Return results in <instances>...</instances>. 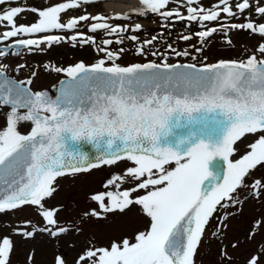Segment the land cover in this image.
I'll use <instances>...</instances> for the list:
<instances>
[{
	"label": "rangeland",
	"instance_id": "374dc122",
	"mask_svg": "<svg viewBox=\"0 0 264 264\" xmlns=\"http://www.w3.org/2000/svg\"><path fill=\"white\" fill-rule=\"evenodd\" d=\"M254 2L168 0L154 14L121 23V31L114 24L106 30L87 29L108 21L100 5L76 11L80 18L74 29L68 17L62 19L59 8L58 14L41 12L33 15L40 42L19 56L0 53V71L38 91L72 68L93 64L153 61L206 66L260 61L264 16L254 13ZM30 129L28 122L9 121L7 109L0 106V150ZM257 151L262 154L253 158ZM231 160L243 165L239 182L206 217L189 264H264V130L243 135L234 144ZM188 171V160L158 168L124 161L60 178L34 207L0 212V264H165L162 253L151 247L148 252L153 257L135 262L130 255L138 248L125 245L140 241L139 233L144 236L142 243H151L155 227L185 193ZM118 173L138 179L134 184L120 183L128 204L111 206L103 196L98 207L93 195L102 179ZM105 210V216L99 215ZM94 254L108 256L102 260L84 256Z\"/></svg>",
	"mask_w": 264,
	"mask_h": 264
},
{
	"label": "water",
	"instance_id": "95a60500",
	"mask_svg": "<svg viewBox=\"0 0 264 264\" xmlns=\"http://www.w3.org/2000/svg\"><path fill=\"white\" fill-rule=\"evenodd\" d=\"M0 102L35 124L0 156V207L37 199L59 172L126 155L155 165L190 155L191 190L164 234L165 248L186 245L174 264L190 255L202 213L236 182L233 141L264 127V63L87 70L36 95L0 73Z\"/></svg>",
	"mask_w": 264,
	"mask_h": 264
},
{
	"label": "bare ground",
	"instance_id": "6f19581e",
	"mask_svg": "<svg viewBox=\"0 0 264 264\" xmlns=\"http://www.w3.org/2000/svg\"><path fill=\"white\" fill-rule=\"evenodd\" d=\"M147 0H110L103 4L112 19H122L144 10Z\"/></svg>",
	"mask_w": 264,
	"mask_h": 264
},
{
	"label": "flooded vegetation",
	"instance_id": "af4514ba",
	"mask_svg": "<svg viewBox=\"0 0 264 264\" xmlns=\"http://www.w3.org/2000/svg\"><path fill=\"white\" fill-rule=\"evenodd\" d=\"M7 2H5L4 4H2L1 5V7H3L2 9L4 10V9H6V8H8L10 5H15V4H13V3H11V2H9V3H7Z\"/></svg>",
	"mask_w": 264,
	"mask_h": 264
}]
</instances>
